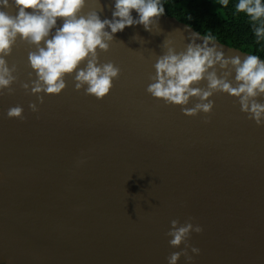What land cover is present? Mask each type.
Segmentation results:
<instances>
[{
    "label": "water",
    "instance_id": "water-1",
    "mask_svg": "<svg viewBox=\"0 0 264 264\" xmlns=\"http://www.w3.org/2000/svg\"><path fill=\"white\" fill-rule=\"evenodd\" d=\"M90 11L111 19L113 0H87L81 14ZM203 37L164 15L152 31L126 27L97 49L100 65L120 69L109 94L77 90L73 73L42 103L31 93L36 46L17 38L5 57L16 81L0 95V264H168L185 249L169 244L173 220L203 229L188 240L200 250L187 249L192 264H264V124L226 93L209 98L210 113L187 116L147 92L158 59ZM213 45L226 59L248 55ZM214 70L236 86L231 65ZM16 106L22 118H9Z\"/></svg>",
    "mask_w": 264,
    "mask_h": 264
},
{
    "label": "clouds",
    "instance_id": "clouds-1",
    "mask_svg": "<svg viewBox=\"0 0 264 264\" xmlns=\"http://www.w3.org/2000/svg\"><path fill=\"white\" fill-rule=\"evenodd\" d=\"M86 3L87 0H0V95L5 90L10 94L11 85L16 81L15 66L10 68L5 57L11 54L19 37L36 46V51L29 53L28 61L36 75L31 93L38 95L41 103L40 93L60 94L66 87V75L73 73L77 90L86 86V94L101 99L109 94L120 69L112 63L100 65L97 49L107 51V42L126 27L142 25L146 31H152L165 13L161 0H113L111 19L102 20L97 11L81 14ZM218 3L227 8L229 0H218ZM9 7H15V15L4 10ZM234 11L243 13L251 24L259 21L252 31L258 43L264 41V0H236ZM58 18H62L59 27ZM214 39L205 35L203 44L190 43L179 54L169 49L168 54L157 60L156 75L147 92L167 104L181 106L187 116L210 113L214 103L209 98L216 92L226 93L238 98L241 111L248 113L258 126L264 124V103L257 99L264 96V59L255 54H248L243 60L239 56L226 59L222 51L209 46ZM85 61V67L81 68ZM217 64L221 69L231 65L235 87L228 79L231 72L223 77L217 75L214 70ZM202 80L208 82L206 89L193 87ZM22 87L29 89L28 84ZM192 97H197L199 102L192 108L185 107ZM29 107L33 112L38 111L35 104ZM22 113V107L16 106L8 110L7 116L22 118ZM202 230L191 222L181 225L177 220L171 221V230L167 233L171 237L169 244L172 247L184 244L185 249L172 253L168 264H177L181 255L185 256L187 264H192L193 257L188 255L187 249L191 248L196 255L200 250L188 244V240L192 232Z\"/></svg>",
    "mask_w": 264,
    "mask_h": 264
},
{
    "label": "trees",
    "instance_id": "trees-1",
    "mask_svg": "<svg viewBox=\"0 0 264 264\" xmlns=\"http://www.w3.org/2000/svg\"><path fill=\"white\" fill-rule=\"evenodd\" d=\"M161 2L165 8L164 16L176 18L203 36L211 35L221 44L264 59V41L258 43L252 31L259 21L251 24L243 13H235L236 0H229L227 8H222L218 0Z\"/></svg>",
    "mask_w": 264,
    "mask_h": 264
}]
</instances>
